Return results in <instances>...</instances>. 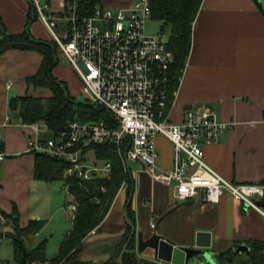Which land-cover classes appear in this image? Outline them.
I'll use <instances>...</instances> for the list:
<instances>
[{
  "label": "crops",
  "instance_id": "obj_1",
  "mask_svg": "<svg viewBox=\"0 0 264 264\" xmlns=\"http://www.w3.org/2000/svg\"><path fill=\"white\" fill-rule=\"evenodd\" d=\"M132 1L102 0L99 5L116 9ZM29 12L27 0H0V17L8 33L21 32ZM34 21L42 26L36 18ZM43 39L49 40V36ZM39 61V54L33 51L8 50L0 56V152L3 153L0 161V211L10 214L16 209L20 227L29 220H40L42 225L48 221L42 208L51 193L50 182L34 177V152L29 150L31 130L24 127L17 113L9 108L11 97L27 93L30 86L25 78L36 72ZM30 66H35V70ZM75 78L80 86L79 77L75 75ZM9 82L11 85L7 87ZM175 89V97L168 94V118L171 122L181 121L185 107H204L215 113L219 120L232 122L218 142L203 145L205 161L232 182H262L264 16L253 0H202L192 25L190 52ZM155 146L157 168L171 169V142L158 134ZM131 162L142 168L138 201L132 205L134 241L140 254L153 256L152 247L146 246L153 234L178 247H192L196 232L208 231L211 234L208 251L218 253L236 248V256L239 254L236 264H264V219L253 209L245 207L227 191H222L217 203L205 201L202 193L179 202L174 198L172 184L153 180L141 163ZM129 172L135 187L131 166ZM121 194L111 209L123 213L124 197H120L121 204H116ZM170 210L157 223L159 217ZM107 216L87 239L99 242L97 245L109 243L114 250L122 248L124 225L115 231L97 230ZM11 230L10 224H0L2 236ZM253 245L258 253L254 258L244 250Z\"/></svg>",
  "mask_w": 264,
  "mask_h": 264
},
{
  "label": "built area",
  "instance_id": "obj_2",
  "mask_svg": "<svg viewBox=\"0 0 264 264\" xmlns=\"http://www.w3.org/2000/svg\"><path fill=\"white\" fill-rule=\"evenodd\" d=\"M29 2L58 54L79 77L81 94L109 112L112 123L74 119L66 129L43 138V123L22 122L32 133L30 151L66 161L64 175L82 184L111 175L112 162L98 158L91 147L113 144L124 170L129 171L131 161L141 163L153 180L173 185L179 202L202 193L205 201L217 203L227 191L264 219V182H232L204 159L203 145L218 142L232 122L219 120L204 107H185L180 122L169 120L167 85L173 56L164 31L145 33V23L152 19L149 0L116 9L97 5L91 14L84 13L82 0ZM61 21L65 26L57 30ZM176 93L172 91L173 97ZM158 134L172 144L171 169L157 168ZM66 189L71 197L66 209L73 220L79 203ZM100 192H105L103 186ZM91 200L99 203L100 198L94 194ZM0 224H6L1 211Z\"/></svg>",
  "mask_w": 264,
  "mask_h": 264
},
{
  "label": "trees",
  "instance_id": "obj_3",
  "mask_svg": "<svg viewBox=\"0 0 264 264\" xmlns=\"http://www.w3.org/2000/svg\"><path fill=\"white\" fill-rule=\"evenodd\" d=\"M30 12L25 28L18 33H8L2 18L0 17V56L8 50L33 51L40 55V61L36 72L25 78L28 86L35 88H47L50 95L47 97L33 96L30 94L13 96L9 100V108L17 113L22 122H40L46 125L51 135L66 129L68 123L74 119L81 121L105 120L111 123V114L101 106L95 105L87 99L76 100L68 91L66 82L57 79L53 74V69L58 63V51L56 44L50 39L35 37L30 31V24L35 20V13L32 14L33 7L29 0ZM102 0H82L85 14H91L94 8ZM202 0H149L151 18L159 20L164 27L169 28L168 47L172 52V62L168 75V94L176 88L181 76L185 59L190 52L192 25L198 13ZM34 11V10H33ZM112 124V123H111ZM96 156L100 159H109L112 162V172L108 178H97L79 184L64 175V170L68 163L64 160L51 157L45 153L34 152V177L47 182L62 181L67 186L70 193L79 203V207L72 220V226L65 237L58 245L56 256L52 258L53 264H58L62 260L72 264L76 253L80 249L83 239L92 229L97 227L104 219L117 191L122 184L126 185V202L129 220L134 223L132 209V199L134 192V180L129 171L124 170L119 159L116 147L113 144L92 145ZM105 188V192H100V187ZM97 194L99 203L91 200ZM125 202V205H126ZM17 211L14 209L10 214L4 213L7 224L12 226V232H8L9 237L15 241V260L20 261L22 250L18 240L36 232L41 226L40 220H29L24 227L18 224ZM131 227L126 223L124 237L122 241L128 240ZM134 236L130 239L127 251L122 257V264H134ZM257 250L256 246H252ZM121 247L119 248L120 251ZM45 242H39L31 250H28L30 261H44ZM114 264H117L116 262Z\"/></svg>",
  "mask_w": 264,
  "mask_h": 264
},
{
  "label": "rangeland",
  "instance_id": "obj_4",
  "mask_svg": "<svg viewBox=\"0 0 264 264\" xmlns=\"http://www.w3.org/2000/svg\"><path fill=\"white\" fill-rule=\"evenodd\" d=\"M134 1H139V0H134ZM31 12L32 14H34L33 10H31ZM161 24L162 23L159 20H155V19H150L146 21L145 33L147 35H155L156 33L162 31ZM35 25H38L37 22L35 21H33L30 24V29L35 37L44 38L49 36L41 25H38L36 28ZM64 26H65L64 22L61 21L57 30L63 29ZM163 29L166 37L168 38L169 28L164 27ZM70 67L71 66L69 65L67 60L62 55L58 54V65L54 71V75L56 76V78H58L61 81L65 80L64 82H66L68 85L69 93L76 100L83 101L85 100V96L81 94L79 89L80 86L78 85V82L75 78L76 73L75 72L73 73ZM30 68L31 70H35V66L32 67L30 66ZM12 94H15V92L12 91ZM26 94H30L33 96L47 97L50 95V91L47 88H35L30 86ZM40 130H41V136L45 138L51 136L50 131L44 129L43 124L40 125ZM89 158L91 160L93 159L91 155L89 156ZM129 166H131V169L135 177V187H134L133 199H132V205H133V203H137L138 201L139 173L142 171V168L138 164H135L133 162H129ZM49 185H50L49 189L51 193L49 194V198H47V201L45 202L42 208V212L46 216L48 221L46 222V225L43 224L35 233L32 232L23 238V244L26 247L27 251L31 250L39 242L44 241L45 242L44 254L46 256L45 257L46 260L37 261L32 259L30 261V264H53V261L51 260L57 254L58 244L63 239L66 231L69 230L72 225V220L70 218L68 210L66 209V205L69 203L71 199L69 193L67 192L62 181L60 180L52 181L50 182ZM119 193H122L119 196V198L122 196L124 197V203H123V211H124L125 202H126V185L122 184L119 190L117 191L116 196L113 199L112 204L108 209V212L105 215L107 216L108 214L107 216L108 218L105 219L102 226L99 229L97 228V230L115 231L119 229L121 225H124L126 227V221L124 224L122 217L124 216V214L122 213V211L121 210L113 211L111 209L114 206L115 199ZM116 204L118 205L121 204V198L117 200ZM110 209L112 211H110ZM52 212L53 215L51 216ZM6 223H7V219H6ZM133 224L135 225V222ZM95 228L92 230H95ZM92 230L90 232H92ZM10 232H12V230ZM6 234L8 235V232H6L5 235ZM7 235L0 237V262L2 264H19L18 261L15 260V241L13 238ZM87 236L83 239L80 249L78 250V253H76V255L74 256L75 259L74 262H72V264H114L116 262V259L120 252L119 251L120 247H117L114 250L113 247H110L111 245L109 243L97 245V243L99 242L88 240ZM133 247H134V251H133L134 255H141L142 257L149 259L148 261H146L147 264H156V263L165 264L164 262L153 258V256H147L146 253L140 254L136 248L135 241ZM236 255L237 253L234 252L232 255L228 256L226 259L227 260L226 264H236L239 254L238 256ZM240 255H243V253H241ZM28 259H31L30 256L28 257ZM154 261H156V263ZM58 264H70V263L66 261L64 262V260H62Z\"/></svg>",
  "mask_w": 264,
  "mask_h": 264
},
{
  "label": "water",
  "instance_id": "obj_5",
  "mask_svg": "<svg viewBox=\"0 0 264 264\" xmlns=\"http://www.w3.org/2000/svg\"><path fill=\"white\" fill-rule=\"evenodd\" d=\"M253 1L264 16V0ZM262 182H264V180ZM129 200L130 197L126 202L123 214L126 223L131 227V231L128 240L122 246L116 259L117 264H122L123 254L125 251H127L130 239L135 235V225L129 220L127 215V204ZM261 204L264 205V202H261ZM169 212H171V210L161 215L157 220V223H160ZM0 236H2L1 233ZM18 244L22 250L19 264H28L27 259L29 257V252L24 246L22 240H18ZM147 245L152 247L153 257L164 262L165 264H189L192 259L197 257H202V260H205V264H213L212 253L207 250V248L211 246V234L208 231H197L195 234L194 245L192 247H178L157 234H153L149 238L146 243V246ZM139 249H141V247H139ZM138 260L141 259L138 258Z\"/></svg>",
  "mask_w": 264,
  "mask_h": 264
},
{
  "label": "flooded vegetation",
  "instance_id": "obj_6",
  "mask_svg": "<svg viewBox=\"0 0 264 264\" xmlns=\"http://www.w3.org/2000/svg\"><path fill=\"white\" fill-rule=\"evenodd\" d=\"M134 250V249H132ZM245 251L247 250L248 253L254 258L258 255L257 250H254L252 248V246H247L244 249ZM236 251L235 249L229 250V251H225V252H218V253H212V261L213 264H226L227 262V257L232 255L234 252ZM134 254V252H133ZM134 264H147V262L144 259L138 260V256L134 255ZM205 260H202V257H197L192 259V261L189 262V264H205L204 262ZM155 262V261H154Z\"/></svg>",
  "mask_w": 264,
  "mask_h": 264
}]
</instances>
